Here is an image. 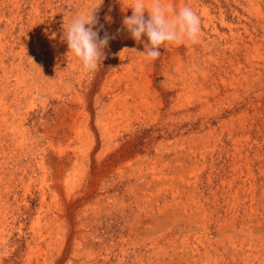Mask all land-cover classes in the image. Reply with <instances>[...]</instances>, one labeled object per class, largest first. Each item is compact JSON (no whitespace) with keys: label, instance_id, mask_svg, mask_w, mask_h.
<instances>
[{"label":"rangeland","instance_id":"rangeland-1","mask_svg":"<svg viewBox=\"0 0 264 264\" xmlns=\"http://www.w3.org/2000/svg\"><path fill=\"white\" fill-rule=\"evenodd\" d=\"M130 2L89 72L63 26L100 0H0V264H264V0H165L201 34L156 60Z\"/></svg>","mask_w":264,"mask_h":264},{"label":"clouds","instance_id":"clouds-1","mask_svg":"<svg viewBox=\"0 0 264 264\" xmlns=\"http://www.w3.org/2000/svg\"><path fill=\"white\" fill-rule=\"evenodd\" d=\"M102 3L100 0L90 11L74 16L67 27L63 26L62 40L67 43L68 53L78 58L89 72L102 64L109 41L116 38L106 31L103 37L99 35L104 26L96 27L99 23L96 10ZM124 9H131V15L123 17L117 34L126 31L137 44H142L141 53L146 60L158 59L162 45L182 44L186 40L195 44L200 40L201 19L187 4L175 10L165 0H131Z\"/></svg>","mask_w":264,"mask_h":264},{"label":"bare ground","instance_id":"bare-ground-1","mask_svg":"<svg viewBox=\"0 0 264 264\" xmlns=\"http://www.w3.org/2000/svg\"><path fill=\"white\" fill-rule=\"evenodd\" d=\"M222 17H223V16H222ZM222 17H221V18H222ZM259 240H260V239H259ZM240 244H241V243H240ZM238 246H239V245H238ZM209 259H210V258H209ZM251 260H252V259H251ZM250 262H251V261H250ZM260 262H261V261H260ZM262 262H263V261H262ZM263 263H264V262H263Z\"/></svg>","mask_w":264,"mask_h":264}]
</instances>
